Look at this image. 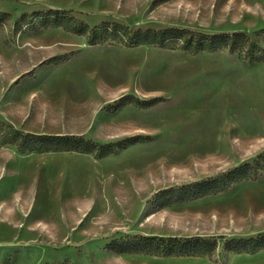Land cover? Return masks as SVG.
<instances>
[{
    "label": "rangeland",
    "instance_id": "374dc122",
    "mask_svg": "<svg viewBox=\"0 0 264 264\" xmlns=\"http://www.w3.org/2000/svg\"><path fill=\"white\" fill-rule=\"evenodd\" d=\"M0 12V120L95 146L21 152L0 137V264H264V249L225 247L264 234V62L93 32H243L264 47V0H0ZM34 12L52 14L47 26L17 32ZM244 164L251 178L178 201ZM133 236L216 246L203 257L112 249Z\"/></svg>",
    "mask_w": 264,
    "mask_h": 264
},
{
    "label": "trees",
    "instance_id": "16d2710c",
    "mask_svg": "<svg viewBox=\"0 0 264 264\" xmlns=\"http://www.w3.org/2000/svg\"><path fill=\"white\" fill-rule=\"evenodd\" d=\"M49 13L34 12L32 15L23 14L15 24L17 32H21L24 28L36 26L37 23L41 27H46L50 22ZM2 19L0 20V29L5 24L9 15L0 12ZM48 16V17H46ZM28 19V20H27ZM61 26L56 24V27ZM72 31V30H71ZM85 29L79 33L84 34ZM98 38L102 35L105 39L102 41H110L111 44H122L127 47H135L142 44H150L165 48H177L192 54L208 51L214 52L218 50H228L230 53H238L250 64L264 62V47L260 46L259 41L253 40L250 36L243 32L233 34H216L210 35L202 32H196L185 28H165V29H131L128 26L118 23H104L93 29ZM257 38L264 37V31L256 33ZM92 44L97 43L94 39ZM0 137L4 138V144L16 146L19 151L24 152L25 149L31 151L59 152V151H91L94 144L85 142L82 138L76 136H47L34 135L22 131H18L13 125L0 120ZM110 148V146L102 149ZM260 168V167H258ZM255 167L251 164H244L237 167L232 173L226 177L208 182L197 183L184 188L179 199L193 200L205 195L217 194L227 190L232 182L251 178L254 174ZM216 246V242L195 239H177L170 238L165 240L159 237H141L133 236L120 243L115 242L112 249L121 253H144L148 255H158L166 257L181 256H199L203 257L210 254ZM225 247L230 251L246 252L254 254L264 249V234L249 239H233L225 243Z\"/></svg>",
    "mask_w": 264,
    "mask_h": 264
}]
</instances>
